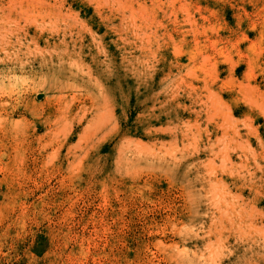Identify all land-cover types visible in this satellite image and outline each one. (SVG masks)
Instances as JSON below:
<instances>
[{
    "label": "rangeland",
    "instance_id": "obj_1",
    "mask_svg": "<svg viewBox=\"0 0 264 264\" xmlns=\"http://www.w3.org/2000/svg\"><path fill=\"white\" fill-rule=\"evenodd\" d=\"M0 264H264V0H0Z\"/></svg>",
    "mask_w": 264,
    "mask_h": 264
}]
</instances>
